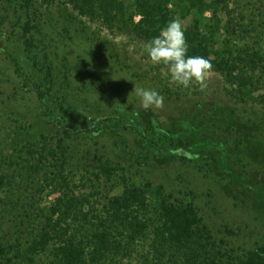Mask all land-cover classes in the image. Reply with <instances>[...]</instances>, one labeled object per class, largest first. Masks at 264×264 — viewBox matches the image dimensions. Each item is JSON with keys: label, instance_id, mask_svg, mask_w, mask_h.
Instances as JSON below:
<instances>
[{"label": "rangeland", "instance_id": "374dc122", "mask_svg": "<svg viewBox=\"0 0 264 264\" xmlns=\"http://www.w3.org/2000/svg\"><path fill=\"white\" fill-rule=\"evenodd\" d=\"M32 3L27 11L22 0H0V160L29 158L28 151L42 136L63 135L56 103L48 100L45 104L36 91L45 87L41 67L49 64L55 75V92L81 127L105 116H121L136 126L104 124L98 135L92 131L67 140V173L76 196L89 200V206L99 213L108 196L122 193V177L100 185L89 173L104 156L124 170L129 182L162 188L171 201L193 204L218 243L225 242L224 247L235 255L264 246V165L253 159L264 142V105L259 93L232 97L227 93L229 85L215 72L204 91L198 86H176L163 66L149 62L145 43L133 35L111 31L85 18L72 19L64 5L48 7L41 0ZM230 9L236 17L243 14L246 25L253 24L264 52V0H231ZM194 15L179 13L184 29L193 23ZM219 16L225 25L226 15L220 12ZM211 19L212 13L207 12L203 24L210 26ZM27 21L32 25L29 36L37 67L23 43ZM228 40L221 31L217 48L233 49L253 41L231 39L227 46ZM135 85L158 91L164 107L141 108L139 98L131 93ZM199 129L207 133L202 138L195 137ZM142 130L152 138L160 132H180L184 145L174 152H167L159 142L147 145ZM186 131L193 132L190 138ZM179 151L191 157L180 158ZM1 166L4 172L7 164ZM235 174L240 182H235ZM57 197L49 189L39 193L33 186H6L0 193V241L14 240L19 229L26 231L34 208L48 209ZM118 260L109 256L101 264L142 263L138 255L124 263Z\"/></svg>", "mask_w": 264, "mask_h": 264}, {"label": "trees", "instance_id": "16d2710c", "mask_svg": "<svg viewBox=\"0 0 264 264\" xmlns=\"http://www.w3.org/2000/svg\"><path fill=\"white\" fill-rule=\"evenodd\" d=\"M41 1L48 7L64 5L72 19L98 22L111 31L133 35L143 43L158 35L161 28L179 13H195L193 23L184 29L188 55L209 59L214 66L212 72L221 75L229 85L228 95L246 98L259 93V102L264 105L262 40L254 35L256 28L253 24L244 23L243 14L234 16L235 11L230 9L231 0ZM22 2L27 11L33 7L32 0ZM72 12L77 14L75 18ZM207 12L212 13L210 26L202 21ZM220 12L227 17L223 26ZM31 30V21H27L23 43L37 67L39 63L33 55L34 44L29 36ZM221 31L230 40L251 38L253 41L242 47L219 50L216 38ZM230 40L225 43L227 46L232 44ZM41 69L45 73V87L36 91L45 104L48 100L56 103L59 111L56 118L64 123L63 135L59 138L42 136L39 144L31 146L28 151L29 158H2L0 166L7 164L9 170L1 172L0 167V193L6 186H33L35 192L49 189L58 197L48 209L34 208L26 221V231L19 229L14 240L0 241V264H101L109 256L124 263L136 255L141 258V264H264V246L235 255L224 247L225 242L218 243L193 204L171 201L162 188L129 182L122 173L124 170L104 156L98 158L97 167L89 173L100 185L103 181L112 183L122 177V193L108 196L99 213L89 206V200L76 196L67 173L70 160L67 140L92 131L99 134L102 132L100 125L104 124L136 126L121 116H105L81 127L54 90L52 67L44 64ZM50 116L54 117L53 113L50 112ZM192 133L186 131L185 134L190 138ZM204 134L207 133L199 129L195 137L202 138ZM142 136L147 145L159 142L167 152H174L177 146L184 145L180 132H160L152 138L142 130ZM259 145L262 150L253 154V159L261 160L264 165V142ZM177 153L183 159L191 157L187 152ZM235 182H240L238 174H235ZM256 185L261 184L256 182Z\"/></svg>", "mask_w": 264, "mask_h": 264}, {"label": "clouds", "instance_id": "9594fccd", "mask_svg": "<svg viewBox=\"0 0 264 264\" xmlns=\"http://www.w3.org/2000/svg\"><path fill=\"white\" fill-rule=\"evenodd\" d=\"M188 47L183 21L177 17L161 28L158 35L148 40L143 50L153 66H163L171 83L185 89L198 86L204 91L209 87L214 66L203 56L188 55ZM131 93L139 98L140 107L145 111L164 107V97L154 89L135 85Z\"/></svg>", "mask_w": 264, "mask_h": 264}]
</instances>
